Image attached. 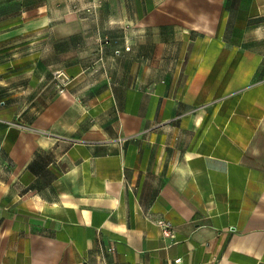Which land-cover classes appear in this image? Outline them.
<instances>
[{
  "label": "crops",
  "instance_id": "crops-1",
  "mask_svg": "<svg viewBox=\"0 0 264 264\" xmlns=\"http://www.w3.org/2000/svg\"><path fill=\"white\" fill-rule=\"evenodd\" d=\"M83 261L264 264V0H0V264Z\"/></svg>",
  "mask_w": 264,
  "mask_h": 264
},
{
  "label": "built area",
  "instance_id": "built-area-1",
  "mask_svg": "<svg viewBox=\"0 0 264 264\" xmlns=\"http://www.w3.org/2000/svg\"><path fill=\"white\" fill-rule=\"evenodd\" d=\"M157 225L160 227L163 236L167 237V236H174V226L173 223L167 219L161 218L159 220H157ZM109 250L111 252H115V248L114 247H110ZM181 258L176 259V261H180ZM79 264H91L88 261H83Z\"/></svg>",
  "mask_w": 264,
  "mask_h": 264
},
{
  "label": "water",
  "instance_id": "water-1",
  "mask_svg": "<svg viewBox=\"0 0 264 264\" xmlns=\"http://www.w3.org/2000/svg\"><path fill=\"white\" fill-rule=\"evenodd\" d=\"M60 78H62L63 80H66V76L64 74H61Z\"/></svg>",
  "mask_w": 264,
  "mask_h": 264
},
{
  "label": "rangeland",
  "instance_id": "rangeland-1",
  "mask_svg": "<svg viewBox=\"0 0 264 264\" xmlns=\"http://www.w3.org/2000/svg\"><path fill=\"white\" fill-rule=\"evenodd\" d=\"M256 36H257V34H256Z\"/></svg>",
  "mask_w": 264,
  "mask_h": 264
}]
</instances>
